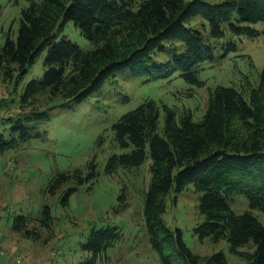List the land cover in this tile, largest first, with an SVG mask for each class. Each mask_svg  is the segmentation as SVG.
Instances as JSON below:
<instances>
[{
	"label": "trees",
	"instance_id": "1",
	"mask_svg": "<svg viewBox=\"0 0 264 264\" xmlns=\"http://www.w3.org/2000/svg\"><path fill=\"white\" fill-rule=\"evenodd\" d=\"M1 11L0 6V15ZM197 15L206 20L202 25L207 34L187 24ZM70 20L95 44L93 49L83 50L66 36L56 39ZM258 21H264V0L32 1L22 11L17 36L9 33L0 47V68L5 77L17 72V79L22 80L36 57L48 49L44 75L26 83L22 107L32 105L40 96L57 100L50 109L83 102L124 69L148 78L169 77L180 71L186 81L202 86L197 66L215 56L209 37L221 40L227 31L254 37L260 31L245 23ZM222 47L226 55L237 49V43L230 39ZM167 51L172 54L170 59L156 60L158 53ZM164 110V126L160 124L162 108L154 99L120 116L112 125L115 140L120 148L130 151L111 154L105 167L111 174L121 166H139L150 156L144 217L160 264H228L222 251L205 257L194 253L182 230L171 228L163 217L165 196L189 184L202 192L199 210L204 220L195 229L199 238L226 239L231 251L246 258L247 264H264V224L250 210L234 212L228 202L230 197L244 194L252 209L264 210V67L257 86L243 89L217 84L208 88L207 108L198 120L191 109L179 119L174 109L164 105ZM45 112H33L25 121L18 119L12 134L28 139L34 128L28 121H33V115L41 119ZM15 140H6L0 133V150H7ZM99 140H104L103 135ZM97 175V163L91 161L85 176L81 170L60 172L48 190L56 192L73 177L83 184ZM76 189L65 192L64 205ZM54 221L46 205L38 225H31V217L18 215L13 230L24 238L39 240L41 229L51 231ZM120 237L117 226L93 228L83 244L88 254L80 264H98Z\"/></svg>",
	"mask_w": 264,
	"mask_h": 264
},
{
	"label": "rangeland",
	"instance_id": "2",
	"mask_svg": "<svg viewBox=\"0 0 264 264\" xmlns=\"http://www.w3.org/2000/svg\"><path fill=\"white\" fill-rule=\"evenodd\" d=\"M32 1L41 0H0V47L9 33L17 36L22 11ZM203 23H207L206 20L197 15L187 24L207 34ZM245 24L255 27L260 34L250 37L227 31L221 40L209 37L215 56L197 66L198 78L204 82L202 86L186 81L180 71L169 77L148 78L134 76L129 69H124L108 78L100 90L83 102L50 109L57 100L40 96L32 105L22 107L26 83L44 75L48 49L36 57L22 80L17 79V72L5 77L0 68V133L6 140L16 138L13 146L3 152L0 150V236L12 237L21 246L20 253L35 259L34 263L80 264L88 254L83 244L88 241L91 230L117 226L121 237L98 264H160L144 217L151 158L148 155L139 166H121L114 173H107L105 167L111 154L130 151L117 145L112 125L147 99H154L161 106V126L165 124L164 105L177 112V119L186 109H191L194 119L198 120L207 108L208 88L217 84L243 89L248 85L257 86L264 67V21ZM63 36L83 50L95 47L71 20L57 33L56 39ZM230 39L237 43V49L225 55L222 44ZM171 57L167 51L158 53L156 60L166 61ZM40 110L46 111L41 119L33 115V121H28L34 126L31 137L22 139L19 133L12 134L11 128L18 119L25 121V116ZM91 161L97 163L96 178L80 184L73 177L56 192L48 190L50 181L60 172L74 174L81 170L85 176ZM71 187L77 189L64 205L63 195ZM201 195L193 184L180 192H169L165 196L167 210L163 214L166 223L182 230L185 242L194 253L205 257L222 251L228 264H247L246 258L231 251L226 239L199 238L195 229L204 220L199 210ZM228 202L234 212L250 210L264 224V210L252 209L244 194L230 197ZM46 205L50 206L55 221L51 231L41 229V239L24 238L13 230L18 215L31 217V225H38Z\"/></svg>",
	"mask_w": 264,
	"mask_h": 264
},
{
	"label": "crops",
	"instance_id": "3",
	"mask_svg": "<svg viewBox=\"0 0 264 264\" xmlns=\"http://www.w3.org/2000/svg\"><path fill=\"white\" fill-rule=\"evenodd\" d=\"M0 248L7 250L9 253L11 252L12 254H17L20 253L21 246L16 244L15 241H13L12 237L6 236L4 237L3 235L0 236ZM29 262H33L35 259H29L27 258ZM0 264H10L8 258L5 255L0 254Z\"/></svg>",
	"mask_w": 264,
	"mask_h": 264
},
{
	"label": "built area",
	"instance_id": "4",
	"mask_svg": "<svg viewBox=\"0 0 264 264\" xmlns=\"http://www.w3.org/2000/svg\"><path fill=\"white\" fill-rule=\"evenodd\" d=\"M0 254L5 255L8 258L10 264H42V262L41 263L29 262L24 254L21 253L12 254L11 252L9 253L7 250L1 248H0Z\"/></svg>",
	"mask_w": 264,
	"mask_h": 264
}]
</instances>
